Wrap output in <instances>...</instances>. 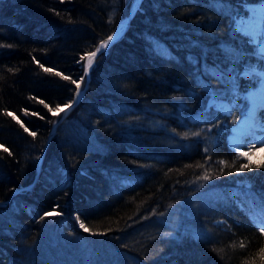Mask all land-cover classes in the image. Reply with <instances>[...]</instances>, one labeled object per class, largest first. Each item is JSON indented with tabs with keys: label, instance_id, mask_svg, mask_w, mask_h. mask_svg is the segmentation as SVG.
<instances>
[{
	"label": "trees",
	"instance_id": "1",
	"mask_svg": "<svg viewBox=\"0 0 264 264\" xmlns=\"http://www.w3.org/2000/svg\"><path fill=\"white\" fill-rule=\"evenodd\" d=\"M262 1L141 0L88 82L134 0H0V264H264V167L229 144L264 72L236 19ZM83 78L38 176L45 105Z\"/></svg>",
	"mask_w": 264,
	"mask_h": 264
},
{
	"label": "rangeland",
	"instance_id": "2",
	"mask_svg": "<svg viewBox=\"0 0 264 264\" xmlns=\"http://www.w3.org/2000/svg\"><path fill=\"white\" fill-rule=\"evenodd\" d=\"M248 9L250 11L249 15L246 17L237 18L236 25L243 33L248 34L253 38L254 42L259 48V51L264 54V43H261V41H264V1L261 3L249 4ZM259 75H261L260 84L257 88L252 89L250 93H247L248 103L246 109L243 112V116L237 125H239L243 118H245L249 108L251 107V96L256 93L263 84L264 72L260 71ZM209 104L226 115H231L233 113L234 102L212 97ZM258 104L259 105H257L254 114V120L256 121L257 126L252 128V130L246 134H238L234 132L233 129L230 132L229 144L237 153L240 151L248 152L250 144L255 145V149L264 148V121H262L259 116L260 114L264 113V101ZM255 149V154H249L252 155V163L258 164L264 161V150L255 151ZM237 184H240L241 186L247 185V183L244 182H239Z\"/></svg>",
	"mask_w": 264,
	"mask_h": 264
},
{
	"label": "snow or ice",
	"instance_id": "3",
	"mask_svg": "<svg viewBox=\"0 0 264 264\" xmlns=\"http://www.w3.org/2000/svg\"><path fill=\"white\" fill-rule=\"evenodd\" d=\"M111 39H112V37L109 36L108 37V40L110 41ZM261 43H264V41H261ZM0 46H2V45H0ZM108 47H109V44H108L107 41H105V42L101 43L100 46L95 49V51H92V52L86 54L84 57L81 58L82 60H86L87 61L86 65H85V71H84V75L85 76H87L89 70L92 69L97 54L100 53L102 50H106ZM43 70L45 72H52L53 71L51 68H44ZM55 75L61 76L62 74L59 73V72H56ZM62 79L69 80L70 77L69 76H62ZM71 83L75 85L76 89H80L81 83H83V79H81L80 82H77V80H71ZM75 95H76V97H79L81 95L80 91H76ZM40 102L43 103V101H40ZM45 107L48 108V111L51 112L53 116H58L60 113L65 112L67 109H70L72 107V103H68V104H66L63 107L62 106H59V105H57L55 108L49 107L48 105H45ZM5 115L11 116L12 119H14V120L17 121V123H21V126L23 127L22 122L19 121L18 117H16L13 113L6 112ZM24 130L26 132L29 131L26 127H25ZM29 134L32 135V136H35L36 135L34 132H30ZM185 136H187V133H185ZM0 147H3V146L0 145ZM254 149H255V145H251L250 144L249 145V151L248 152L240 151L238 153V155L240 157L245 158L248 162L241 164L240 165V168L237 169V171H243L245 169H250L251 168V165H252V155H250L249 153L255 154L254 153ZM3 150L5 152L8 151L7 148H4ZM260 150H264V148H262V149H255V151H260ZM220 163L225 164V166H228L226 164V162H224V161H221ZM256 167H264V164H257ZM210 178L211 177H210V175L207 172H205L204 175L200 177V179H202V180H209ZM57 214L59 215V213H57ZM46 215L51 216L52 213L49 212V213H46ZM80 227L85 232L90 231V229L84 223H81L80 224ZM96 234H106V233H93V235H96ZM241 246H243V245H241ZM261 253H262V255H264V249L261 250Z\"/></svg>",
	"mask_w": 264,
	"mask_h": 264
},
{
	"label": "water",
	"instance_id": "4",
	"mask_svg": "<svg viewBox=\"0 0 264 264\" xmlns=\"http://www.w3.org/2000/svg\"><path fill=\"white\" fill-rule=\"evenodd\" d=\"M140 1H141V0H135V1H134L133 6H132V9H131L130 17H129V19H128V23H127V25L124 27V29L122 30V32H121L120 34H116V35L111 36L112 39H111L110 41H109V40H106V41L108 42V44H109V47H108L106 50H108L113 44H115L116 42H118V41H119V40L125 35V33L127 32L128 28H129V26H130V24H131V21H132L134 15H135V12H136V6H137V4H138ZM106 50H102L100 53L97 54V56H96V58H95V61H94V65H95V63H96V59L98 58V56H99L100 54H102L103 52H105ZM86 63H87V61H86ZM94 65H93V67H94ZM93 67H92V69H93ZM92 69H90L89 72H88V75L85 76V78L87 77L88 82H89V78H90V76H91V71H92ZM85 78H83V82H84V79H85ZM82 86H83V83H81V86H80V89H79L81 95H80L79 97H75V100H74L73 103H72V107H71L70 109H67L65 112H63V115H62V117H61L59 123H58V124L54 127V129H53V132H52V134H51V136H50V138H49V141H48V143L46 144V146H45V148H44V150H43L42 156H41V158H40V160H39V164H38V176L40 175V173H41V171H42L43 160H44V157H45V155H46V153H47V150H48L49 144H50L52 138L54 137V135L57 133V130H58V128H59V125L65 120V118L70 114V112H71V111H72V110H73V109L79 104V102H80V101L83 99V97L85 96V92H86L88 86H87L84 90H82ZM256 114H257V113H256ZM33 187H34V185H30V186H28V187H25V188H22V189H18V190L15 192V194L18 193L20 190H32ZM9 203H10V201H2V202H0V206L5 207V206H7Z\"/></svg>",
	"mask_w": 264,
	"mask_h": 264
},
{
	"label": "bare ground",
	"instance_id": "5",
	"mask_svg": "<svg viewBox=\"0 0 264 264\" xmlns=\"http://www.w3.org/2000/svg\"><path fill=\"white\" fill-rule=\"evenodd\" d=\"M135 1V0H134ZM134 3V2H133ZM133 3H132V6H133ZM140 3V2H139ZM139 3L137 4L136 6V10H137V7L139 5ZM132 9V7H131ZM131 13V11H130ZM136 13V12H135ZM135 16V15H134ZM130 17V15H129ZM128 17V19H129ZM134 18V17H133ZM128 19H127V22L125 23V25H122L118 32L115 33L114 35L116 34H120L122 32V30L124 29V27L127 25L128 23ZM262 24V23H261ZM131 25V24H130ZM130 27V26H129ZM113 36V35H112ZM264 101V80H263V84L262 86L259 88V90L254 93L252 96H251V107L249 108L248 110V113L247 115L245 116V118H243V120L241 121V123L237 126H234L233 127V131L238 133V134H246L248 133L250 130H252V128H254L255 126H257L256 124V121L254 120V114H255V111H256V107L257 105H259L258 103H261ZM1 145V144H0Z\"/></svg>",
	"mask_w": 264,
	"mask_h": 264
}]
</instances>
